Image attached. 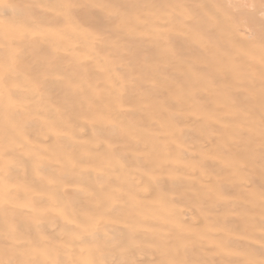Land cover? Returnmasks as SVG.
Returning a JSON list of instances; mask_svg holds the SVG:
<instances>
[{
	"label": "rangeland",
	"instance_id": "obj_1",
	"mask_svg": "<svg viewBox=\"0 0 264 264\" xmlns=\"http://www.w3.org/2000/svg\"><path fill=\"white\" fill-rule=\"evenodd\" d=\"M246 3L0 0V264H264Z\"/></svg>",
	"mask_w": 264,
	"mask_h": 264
},
{
	"label": "bare ground",
	"instance_id": "obj_2",
	"mask_svg": "<svg viewBox=\"0 0 264 264\" xmlns=\"http://www.w3.org/2000/svg\"><path fill=\"white\" fill-rule=\"evenodd\" d=\"M243 2H244V4L246 5L247 3L246 2H248V0H243ZM253 4V3H252ZM249 6H250V3H249ZM255 34V33H254Z\"/></svg>",
	"mask_w": 264,
	"mask_h": 264
}]
</instances>
